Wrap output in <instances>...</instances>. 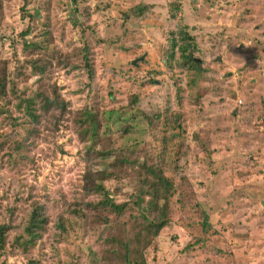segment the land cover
<instances>
[{"label": "rangeland", "instance_id": "rangeland-1", "mask_svg": "<svg viewBox=\"0 0 264 264\" xmlns=\"http://www.w3.org/2000/svg\"><path fill=\"white\" fill-rule=\"evenodd\" d=\"M1 1L0 264H264V0ZM184 31L199 71L150 73ZM135 111L180 115L179 138L130 133Z\"/></svg>", "mask_w": 264, "mask_h": 264}, {"label": "trees", "instance_id": "trees-1", "mask_svg": "<svg viewBox=\"0 0 264 264\" xmlns=\"http://www.w3.org/2000/svg\"><path fill=\"white\" fill-rule=\"evenodd\" d=\"M2 7H3L2 1L0 0V11L2 10ZM146 10H147V6H145L143 8L138 7L137 9H133L132 13L135 16H143L145 14ZM39 13L40 12H35L33 14L29 13V15H32V17H35V15L38 16ZM184 32L185 33L183 34V37H180L181 40L179 38H177L176 35H174V37L172 38L173 44H172V47H170V48H172V49H170V52H171L170 56L168 57L169 54H167V59H166L167 64H163L159 67L152 69L150 71V73H155L157 75L163 74L164 68L166 66L169 67L171 69V71H173L175 69H179L182 71H189V72H193V71L198 72L199 71V68H198L199 61L197 59H195V52L197 51L195 41H193L191 36L188 33H186L187 31H184ZM29 34H30V31L28 30V31H26V33L24 35L27 36ZM32 42H34V43L28 42L25 44V48L27 50L33 49L34 52H36V51H40L41 49H43L42 46H40L37 42H35V41H32ZM64 61H68V60L64 59ZM36 66H38L37 61H36ZM200 67H201V64H200ZM38 69L41 73L45 72L41 66H38ZM93 73H94L93 71H89V75H90L91 79H93ZM194 75L199 77V79H200L202 74H197L196 72H194ZM151 82L154 83L155 81L152 80ZM192 83H193V81H192ZM136 103H137V99H134L132 101L133 105L131 108H134ZM152 114H154V113H152ZM152 114H150V115H152ZM113 115H115V118L113 119L114 123H119L122 121L123 118L121 119V117H123V116H121L119 114V112L117 113L115 111H111L108 113V116H106V117L108 120H110L111 116H113ZM150 115H146L147 117L145 115H140V117H139V116H137V113L135 111L133 117H129L128 119L124 120V122H129V121L134 120L133 121L134 123L127 126V129L129 130V132L132 133V132L136 131V132H140V134L145 135V136H147V133H149L150 135L153 133L154 136L157 137L159 131H157L156 128L158 129L159 126H161V132L164 133L162 135V139H164L166 141V143H168L169 141H172V140H177L179 138L178 134H180V132H178V131L181 130V120H180L181 116L180 115H179L180 116L179 117L178 114H175V113L169 114L167 112L159 113L158 115H154V117H148ZM86 118H87V120H89L92 123V125H94L93 130L91 132L93 137L99 136L98 133H99V130L101 129V125H99L100 123L95 124L93 116L89 115V116H86ZM143 118H146V120H147L146 125H144V123H143V121H144ZM135 123H138V124L135 125ZM104 125H105V128H107L108 130L110 129V125L106 121H105ZM176 132H178V133H176ZM168 133H170V135H171L170 138L167 137ZM105 154L106 153H104V155ZM107 154H111V152L107 153ZM155 154L156 155L151 156V158L153 157V158H155V160H158L157 163L160 165V167L164 170V172L166 174V172H168V170H169V165L168 166L165 165V152L160 155V154H158V151H157V153L155 152ZM157 155H158V157H157ZM142 166L143 165H141V167ZM154 170H155L154 168H149L148 173H150V175H151V173H153ZM167 181L168 180H165V179H164V181H162V182H164V186L160 187L159 190L161 192H163L166 197H169V196L173 195V193L175 191V182L168 181V183H167ZM142 188H143V185H140V188L138 190V194L142 193ZM98 191H104L102 184H98ZM146 196H147V194H146ZM138 200L137 199L128 200L126 202L127 204H124V205H117V204L113 203L111 200H107V202H105L104 204L108 205L114 211V213H117V214H121V213H123V211L126 212L128 210L129 211H136L139 213V211L137 210V207L141 208V204L138 203ZM132 205H134V206H132ZM147 208H149V206H147ZM153 210L155 212L163 213L164 214L163 216H165L166 213L168 214V206L166 203L163 204L162 206H156ZM140 215L145 216L143 214H140ZM43 222L44 221H41V224H43ZM150 222H151L152 228L154 229V233L152 232L153 237H156V238L159 237V235H160L159 232L169 225L167 220L166 221L162 220L157 224L154 223L153 219ZM35 223H36V221H34L30 227V230H32V231H29L28 233H26L29 237V243H32L34 241V239L39 237V234L36 233V230L40 229V228L42 229V226H40V224L37 223L36 228L34 230ZM144 230L146 232H148V229H144ZM9 231H10V227L8 225L0 224V247L5 244V241L7 239V235H8ZM126 233L127 234H135L133 226L129 227L126 230ZM156 238H154V239H156ZM153 240H151V242L149 244L152 245ZM17 242H19V241H17ZM137 257L140 260L136 261V264H146L145 257L143 258L142 254H140Z\"/></svg>", "mask_w": 264, "mask_h": 264}]
</instances>
